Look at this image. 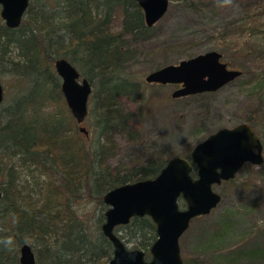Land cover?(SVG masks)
Wrapping results in <instances>:
<instances>
[{"label": "trees", "instance_id": "1", "mask_svg": "<svg viewBox=\"0 0 264 264\" xmlns=\"http://www.w3.org/2000/svg\"><path fill=\"white\" fill-rule=\"evenodd\" d=\"M170 1L193 6L196 13L204 12V4L199 1L196 6L195 0ZM251 7L243 4V15L231 23L236 24L237 39L244 36L243 40L221 39L213 47L222 61L229 58L224 62L227 68L241 73L237 80L250 75L252 79L246 83L249 96L260 92L263 98L264 89L258 86L264 85V50L257 44L244 51L243 56L253 58L252 71L235 64L234 57L238 44L246 39L258 36L264 46V30L253 25ZM25 11L16 29H7L0 19L1 75L7 72L20 81V88L6 97L4 108L0 106V115L5 114V124L0 126V151L10 165L8 169L0 168V203L10 192L11 210L4 217L14 219L12 228L0 226V264H18V250L29 241L35 264H107L112 249L101 233L107 210L102 197L118 186L154 178L168 160L179 157L163 154L151 142L148 151L139 153L127 165L115 167L109 161L117 147L113 136L124 133L131 141L136 140L138 124L152 114L153 104L163 101L154 97L163 96L171 86L134 81L127 71L131 63L139 62L138 56L144 55L147 60L156 52L142 53L137 47L151 39L155 26L146 28L141 10L132 0H29ZM116 19L118 30L112 28ZM11 50L15 52L13 60L6 56ZM59 58L71 64L91 87L83 122L87 142L72 118L61 117L60 110L48 111L50 105L65 103L60 80L50 70V64ZM147 87L150 91L145 94ZM194 96L173 100H191ZM196 125L200 127H194L192 145L208 136H203L208 131ZM250 126L256 130L255 125ZM257 130L262 136L260 128ZM192 148L188 147L182 157L187 158ZM18 167L28 173L33 167L44 177L39 185L42 200L38 207H31L29 201L19 203L26 199L15 184ZM86 199L94 202L97 216L75 214L74 205ZM178 205L184 208L183 202ZM114 234L125 248L143 251L146 258L156 239L155 225L148 217L132 218L127 225L115 228ZM8 238L12 243L5 247ZM255 249L259 255L253 258L262 261L264 251L257 248L247 249L246 256L253 259L250 252ZM221 263L229 264L225 259Z\"/></svg>", "mask_w": 264, "mask_h": 264}, {"label": "rangeland", "instance_id": "2", "mask_svg": "<svg viewBox=\"0 0 264 264\" xmlns=\"http://www.w3.org/2000/svg\"><path fill=\"white\" fill-rule=\"evenodd\" d=\"M198 1L205 6H203L204 12L202 13H196L193 6L188 5L187 7L176 1L168 3L164 17L155 24L151 39L137 46L142 53H150L154 50L156 52L147 60L143 59V55L137 57L139 62L131 63L127 71L134 81L144 83V77L153 72L158 65L161 67L174 65L181 60H188L191 57L211 52V50L217 51L213 44L221 39L242 41L244 36L241 35L243 37L237 39L239 34L236 32V24L231 23L243 15V4L249 3L252 6L251 12L255 14L253 25L264 30V8L260 6V3L264 5V0H195L194 6L200 4ZM118 27L119 19H116L112 23V28L118 30ZM244 42H240L238 44L240 46L237 47L238 51H235L234 57L237 58L235 64L252 71L250 65L253 63V58L243 56L244 51L252 49L257 44L260 45L261 50H264L263 41L257 36L246 39ZM6 56L7 59L13 60L14 50L8 52ZM228 59L224 58L223 62ZM50 70L54 73L52 63ZM249 79H252L250 75L245 74L216 92L202 93L191 100L180 102L173 99L166 101L176 89L174 86H169L163 96L154 97L163 101L158 105L153 104L152 114L138 124L136 140L131 141L130 135L124 133H116L113 136L117 147L109 161L117 167L127 165L139 153L148 151L151 142H154L155 148L161 150L163 154L182 157L188 147H194L192 144L195 143L193 141L195 137L192 134L194 127L197 126L196 123L208 131L207 134L203 133V136L210 135L218 129L235 127L237 124L255 125L256 130L253 131L262 143V164L258 167L245 164L231 183H221L212 187V190L219 194L220 202L206 217L190 222L188 229L179 239L178 246L183 264H222L221 259H225L229 264H264V252L261 257L262 261L253 258L259 255L256 249L250 252L253 259H249L245 254L247 249L252 248L264 251V97L261 98L260 92H256V95L252 97L249 96L250 89L246 86ZM0 83L3 89L2 107L4 108V102L8 101L7 98L11 97L14 89L20 88V81L7 72L1 75L0 71ZM258 87L264 89V85ZM144 90L145 94L150 91L148 87ZM62 105H50L48 111L56 113L60 110L61 117L69 120L72 117L65 103ZM73 121L75 122L74 119ZM4 124L5 114L2 113L0 126ZM85 126V123L77 125L76 130L79 131V127L85 128ZM257 128H260L262 136L257 132L259 131ZM81 136L83 140H86L87 134L82 133ZM0 168H10L9 160L4 158L1 151ZM31 169L32 171L28 173L18 167L14 174L15 184L18 192L20 191V196L26 199L19 200V203L29 201L31 207H38L42 200L39 185L44 177L39 175L33 167ZM12 200L9 192L5 202L0 205V226L7 229L12 228L14 223L12 217H4L5 212L11 210L9 208H11ZM74 210L77 217L86 212L89 215L95 214V216L99 213L90 199L77 202ZM27 244L30 246L32 243L29 241ZM126 248L132 249L128 246Z\"/></svg>", "mask_w": 264, "mask_h": 264}, {"label": "water", "instance_id": "3", "mask_svg": "<svg viewBox=\"0 0 264 264\" xmlns=\"http://www.w3.org/2000/svg\"><path fill=\"white\" fill-rule=\"evenodd\" d=\"M142 13L146 28H152L165 15L169 0H132ZM29 0H0V19L9 30L20 26ZM60 79V92L70 116L78 126L87 115L91 87L74 67L62 58L53 62ZM241 73L227 68L218 52L211 51L181 60L148 73L143 82L150 85L174 86L172 99L216 92L233 82ZM3 89L0 83V105ZM79 132L87 134L84 127ZM262 143L249 124L222 128L194 145L187 158L172 157L150 180L118 186L102 197L107 207L100 226L111 244L107 264H183L179 239L189 223L206 217L220 202L212 187L233 180L245 164L260 166ZM194 176L192 177V175ZM2 194L0 193V201ZM179 200L184 208H179ZM148 217L155 225L156 239L148 258L143 251L127 249L114 234V229L127 225L132 218ZM18 264H35L34 252L23 244L18 250Z\"/></svg>", "mask_w": 264, "mask_h": 264}, {"label": "clouds", "instance_id": "4", "mask_svg": "<svg viewBox=\"0 0 264 264\" xmlns=\"http://www.w3.org/2000/svg\"><path fill=\"white\" fill-rule=\"evenodd\" d=\"M12 241H11V238H8L4 244H5V247H9L11 245Z\"/></svg>", "mask_w": 264, "mask_h": 264}, {"label": "bare ground", "instance_id": "5", "mask_svg": "<svg viewBox=\"0 0 264 264\" xmlns=\"http://www.w3.org/2000/svg\"><path fill=\"white\" fill-rule=\"evenodd\" d=\"M7 197H8V196H7ZM1 199H2V198H1ZM5 199H6V198H5ZM4 202H5V201H4ZM4 202H3V203H4ZM0 204H1V203H0Z\"/></svg>", "mask_w": 264, "mask_h": 264}, {"label": "flooded vegetation", "instance_id": "6", "mask_svg": "<svg viewBox=\"0 0 264 264\" xmlns=\"http://www.w3.org/2000/svg\"><path fill=\"white\" fill-rule=\"evenodd\" d=\"M2 103H3V102H2ZM1 105H2V104H1ZM1 105H0V106H1ZM31 252H32V251H31Z\"/></svg>", "mask_w": 264, "mask_h": 264}]
</instances>
